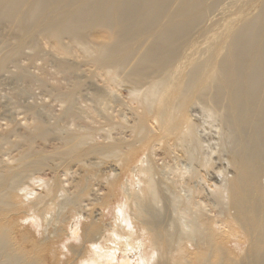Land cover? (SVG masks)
I'll return each instance as SVG.
<instances>
[{
  "label": "rangeland",
  "instance_id": "obj_1",
  "mask_svg": "<svg viewBox=\"0 0 264 264\" xmlns=\"http://www.w3.org/2000/svg\"><path fill=\"white\" fill-rule=\"evenodd\" d=\"M214 1L207 0V4ZM256 2L259 0H218L207 14L208 20L191 35L196 43L194 55L190 61H183L162 88L168 98L156 94L150 104L146 101L150 81L134 84L108 63L97 62L99 46L107 42L108 32L83 31L81 38L88 40L87 51L77 48L70 37H61L66 48L61 53L52 36L42 30L62 17L61 10L51 7L23 21L22 15L27 12L24 5L15 23L10 20H14L11 13L15 9L0 14V231L26 260L32 264H82L97 256L87 239L96 242L98 238L107 252L127 248L124 251L132 264H170L167 258L177 253H156L139 232L141 223L132 215L146 190L145 172L152 168L155 192L163 204L168 205L169 195L181 189L183 196L188 192L185 198L191 199L189 204L203 203L208 250L192 254H207L211 264H251L249 253L256 235L242 237L238 227L232 234L222 233L220 240L213 225L230 219V206L219 202L209 186L211 182L207 186L201 180L204 172L197 169L198 163L188 161V147L181 133L187 123L198 124L200 129L204 125L206 133L213 130L210 121L214 118L201 111L203 107L195 113L188 111L197 86L193 81L195 69L202 64L201 73L205 75L214 67L211 55L223 48L226 22L244 23ZM159 113L163 114L159 117ZM182 154L187 157L183 159ZM217 158L212 162H218ZM221 165L228 176L233 174L234 169L227 171L223 162ZM215 166L219 167L214 164L212 168ZM14 173H19L15 187L4 189ZM182 175L190 186L180 187L177 179ZM262 192L254 200L264 206ZM42 199L45 204L40 206V213L36 205ZM46 203L51 204L45 207ZM219 210L224 213L219 215ZM229 241H238L241 246ZM120 259L119 254L109 264H117Z\"/></svg>",
  "mask_w": 264,
  "mask_h": 264
},
{
  "label": "bare ground",
  "instance_id": "obj_2",
  "mask_svg": "<svg viewBox=\"0 0 264 264\" xmlns=\"http://www.w3.org/2000/svg\"><path fill=\"white\" fill-rule=\"evenodd\" d=\"M217 1L209 5L207 0H0V14L5 15L6 12L15 9L11 13L14 20L10 18L15 23V17L24 5L27 12L26 15L21 16L23 21L32 19L36 13L51 7L54 11L61 10L62 17L53 19L42 29L43 32L52 36L61 53L66 51L65 45L60 40L61 37H70L73 43L77 44V48L87 51L88 40L81 38L83 31L94 29L108 32L107 42L99 46L97 62L108 63L134 84L150 81L149 98L146 100L150 104L156 94H160L163 99L168 98L167 92H161L162 88L173 78L183 61H190L194 55L196 43L191 35L201 29L208 20L207 14L215 7ZM250 8L252 11L247 15L249 18L244 23L234 25L231 21L226 22L222 35L223 48H218L211 55L214 67L206 71L205 75L201 73L202 64L200 67L196 65L197 69L193 68L196 70L193 81L197 86L192 92L193 102L188 107V111L195 113V109L201 106L203 107L201 111H206L208 116L211 115L214 118L210 121L214 124L211 127L213 130L206 133L204 125L200 129L198 124L187 123L181 133L183 141L187 144L186 148L188 147L185 149L187 153L184 152L182 145L180 147L185 154H188V161L198 163L197 169L204 172L199 170L202 173L201 180L207 186L211 182L209 186L213 188V192L217 193L219 202L230 206V219L219 220L216 222L217 225L214 223V227L211 226L219 232L220 240L222 233L232 234L238 227L242 229V234L240 233L242 237L256 235L255 239L252 238L254 243L249 253L253 257L251 264H264V206L254 200L261 190L264 196V0H259ZM162 114L159 113V117ZM206 126L209 125L206 124ZM73 138L72 141H74ZM66 140L70 139L66 138ZM185 154L181 156L183 159ZM207 154L208 157L205 159L204 156ZM215 156H219L218 162L213 163L211 159ZM222 162L227 171L234 169L231 176L222 170ZM212 164L219 167L212 168ZM151 169L145 172L146 190L143 191L140 204L136 206V209L134 208V214H132L141 223L139 232L159 255L163 256L162 254L165 253L168 255L173 251L177 253L175 257L168 256L166 262L170 264H211L207 254H199L208 250L207 232L204 226L207 221L204 220L206 215L203 214L204 207L201 206L203 203L189 204L188 201L191 199L185 198L188 192L183 196L180 193L183 189L182 191L177 189L178 193L172 192L169 195V204H163L162 197L160 198L158 192H155L156 184L153 182ZM18 176L19 173L12 174L7 179L4 189L15 187ZM185 178L183 175L178 177L177 182L180 187L188 185ZM1 194L2 192L0 196ZM47 198L45 196L44 199ZM43 204L45 202L42 199L36 206L40 207ZM49 204L46 203L44 206ZM39 210L42 213L41 207ZM218 213L222 215L224 212L219 210ZM208 220L211 224L212 219ZM122 229H124L123 226ZM132 239L135 238L131 237ZM100 240L97 238L94 242V239H87L97 252L94 253L97 256L94 260L83 261L84 263L109 264L120 254L121 259L117 264H132L126 255L127 252L124 251L127 248L122 250L121 247L114 245L117 249L107 252L102 248L104 245L100 243ZM229 243L235 247L241 246L238 241H229ZM14 245L0 231V264H32L31 260H26ZM130 249L133 250V248ZM192 251L199 253L194 255ZM190 255L194 257L191 258ZM216 264H220V261Z\"/></svg>",
  "mask_w": 264,
  "mask_h": 264
}]
</instances>
